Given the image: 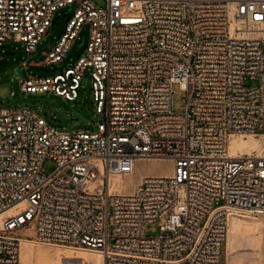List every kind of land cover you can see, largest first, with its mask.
I'll list each match as a JSON object with an SVG mask.
<instances>
[{
    "label": "built area",
    "instance_id": "1",
    "mask_svg": "<svg viewBox=\"0 0 264 264\" xmlns=\"http://www.w3.org/2000/svg\"><path fill=\"white\" fill-rule=\"evenodd\" d=\"M96 1L0 0V47L28 55L71 9L41 63L63 69L23 78L24 62L16 77L24 94L74 102L87 76L99 117L96 131L65 132L29 106L0 108V264H21L24 243L101 264H226L232 218L264 214V0ZM86 24L85 53L66 68ZM247 137L260 151L230 156V142ZM149 159L170 161L172 175L111 192ZM156 222L160 233L147 236ZM30 226L36 237H20Z\"/></svg>",
    "mask_w": 264,
    "mask_h": 264
},
{
    "label": "rangeland",
    "instance_id": "2",
    "mask_svg": "<svg viewBox=\"0 0 264 264\" xmlns=\"http://www.w3.org/2000/svg\"><path fill=\"white\" fill-rule=\"evenodd\" d=\"M96 4L103 6L104 3L101 0H97ZM68 9L69 8L64 9L55 15L54 26L49 29L47 37L41 40L36 48V51L32 55L26 54L21 44L9 43L0 47V108L29 106L38 111V113L49 124L59 130H63L65 132L79 130L96 131L99 117L96 113L92 83L89 77L86 76L83 78L81 88L78 91V99L74 102H67L64 98L57 97L51 93L24 94L21 92L19 81L15 73L16 69L22 68L24 62L27 63L28 71H24L23 78H26L27 75L47 76L58 73L63 69V64H56L52 66L42 65V60H40V58L44 53H47L50 50L63 33L67 19L71 15V13L67 14ZM89 35L90 26L86 24L81 28L79 39L76 41L72 50L65 59L66 68L73 67L78 62L79 58L83 56L86 44L89 40ZM82 43L83 45L79 47ZM246 85L256 87L258 83L248 81ZM185 107L186 104L183 99V93L181 91H176L174 99L175 111L181 113L184 111ZM73 113L79 114L85 123H81L80 120L72 118ZM251 139L257 140L253 137H247L245 140L248 141L249 145H251V142L249 141ZM250 148L251 147L247 144H244V146L238 148L236 151L239 154H244L249 150L255 151V148ZM257 152L258 151H256V153ZM54 169L55 167L52 163H45L44 170L47 175L52 173ZM172 173L173 164L168 160H140L136 163L135 170L132 175L112 180L111 191H117L121 194H130L133 192L135 187L139 185L142 178L147 176H171ZM245 217L247 218L245 221L250 222V224L253 225H260L259 221H261V227L263 226L262 229L264 231V214ZM159 223L160 222H156L153 225L148 226L146 232L147 236H156L160 233ZM36 234V226H30L22 230L19 233V236L25 238H35ZM247 245L248 244L244 239L237 241V244L233 249V254L236 255L235 264H254V262H250V260L247 261L244 257H242L243 259L239 257L240 254L247 251L249 252L250 249H254L256 247V245H248L247 248H250L247 249ZM251 246H253V248H251ZM61 252L62 250H57L56 248L51 247L31 245L23 246L21 250V264H24V262H29L28 264H59V253ZM230 252L229 237L227 236V240L224 245L226 264H228L227 262L230 257ZM22 255L25 256V261L22 259ZM74 256L77 257L78 255L74 254ZM87 258L96 260L95 257L92 256H88ZM261 261L257 260L255 261V264H264V259Z\"/></svg>",
    "mask_w": 264,
    "mask_h": 264
},
{
    "label": "bare ground",
    "instance_id": "3",
    "mask_svg": "<svg viewBox=\"0 0 264 264\" xmlns=\"http://www.w3.org/2000/svg\"><path fill=\"white\" fill-rule=\"evenodd\" d=\"M249 141L251 142V145H249L248 141L243 139V138L233 139L230 142L229 155L230 156L241 155L236 150L238 148L244 146V144L245 145L247 144L251 148H255L254 149L255 151H260V149H261L260 142H258L257 140H253V139H251ZM252 152L253 151L249 150L248 152H246L244 154H252ZM149 160H159V159H149ZM115 179H117V178H114L112 180H115ZM112 180H111V182H112ZM111 182H110V186H111ZM111 192H113V191H111ZM10 212L11 211H8L5 214H9ZM245 216H249V215L236 216V217L232 218V220L230 221L227 236L229 237V248H230L231 252L229 254L230 257L228 258V262H227L228 264H235V258H236L235 256L236 255L233 254L234 253L233 249H234L235 245L237 244V241L242 240V239H244L249 246L250 245H256V247L254 249H250L249 252L246 250L247 252L240 254L239 257L241 259H243L242 257H244L247 259V261L250 260V262H254V264H255V261H257V260L261 261L264 259V231L262 229L263 226L261 227L262 222L259 221L260 225L250 224V222L245 221L247 219ZM242 235L245 237H243ZM27 245H31V244L24 243L21 245L20 258H21L22 247L27 246ZM248 245L246 246V248L248 247ZM31 246H35V245H31ZM249 248H247V249H249ZM251 248H253V246H251ZM57 250H61V249H57ZM40 253H44V252H40ZM74 254H76L78 256L75 257ZM88 256L95 257V259L98 262L96 260L88 259L87 258ZM81 257L86 258V259H88L92 262H95L97 264L102 263V257L99 255L62 250V252L59 253V259H60L59 264L61 263V261L64 258H81ZM22 259L25 261L24 255H22ZM28 263L29 262H24V264H28ZM261 263H262V261H261Z\"/></svg>",
    "mask_w": 264,
    "mask_h": 264
},
{
    "label": "water",
    "instance_id": "4",
    "mask_svg": "<svg viewBox=\"0 0 264 264\" xmlns=\"http://www.w3.org/2000/svg\"><path fill=\"white\" fill-rule=\"evenodd\" d=\"M70 11H71V9H68L67 13H69ZM82 45H83V43L79 47H81ZM40 60H43V56L40 58ZM17 75L19 77L22 76V70L21 69L18 71ZM72 118L80 120L81 123H85L84 120L82 119V117L77 113H73Z\"/></svg>",
    "mask_w": 264,
    "mask_h": 264
},
{
    "label": "trees",
    "instance_id": "5",
    "mask_svg": "<svg viewBox=\"0 0 264 264\" xmlns=\"http://www.w3.org/2000/svg\"><path fill=\"white\" fill-rule=\"evenodd\" d=\"M56 74V73H55ZM54 75V74H53Z\"/></svg>",
    "mask_w": 264,
    "mask_h": 264
}]
</instances>
